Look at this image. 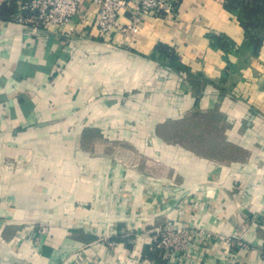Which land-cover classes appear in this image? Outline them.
I'll use <instances>...</instances> for the list:
<instances>
[{
	"label": "crops",
	"instance_id": "1",
	"mask_svg": "<svg viewBox=\"0 0 264 264\" xmlns=\"http://www.w3.org/2000/svg\"><path fill=\"white\" fill-rule=\"evenodd\" d=\"M226 2L181 0L137 33L101 36L93 0L60 29L7 19L0 0V264H161L143 257L152 236H130L147 219L235 238L264 208V44L243 47ZM214 34L235 49L214 48ZM197 114L219 122L208 142L227 146L220 158L165 142V125ZM234 180L248 192L242 212ZM190 193L211 201L178 208ZM33 223L49 234L30 236ZM246 236L264 250V227ZM210 238L190 264H222L229 245ZM260 250L240 264H264Z\"/></svg>",
	"mask_w": 264,
	"mask_h": 264
},
{
	"label": "rangeland",
	"instance_id": "2",
	"mask_svg": "<svg viewBox=\"0 0 264 264\" xmlns=\"http://www.w3.org/2000/svg\"><path fill=\"white\" fill-rule=\"evenodd\" d=\"M181 1V0H179ZM179 4V3H178ZM174 12V11H173ZM189 117L180 119L182 122H172L165 125L163 129V138L165 142L172 145H180L182 147H190L196 153L202 155H211L217 158L221 157V148H227V146L214 144L210 141L211 137H217L219 140L220 136V124L217 122L213 124L211 121L205 120V116L197 114L192 116L191 120ZM189 126V127H188ZM235 153V150H232ZM231 196L235 202L239 211L245 210L246 201L248 198L247 190L238 188L236 181H233V187L231 190ZM208 193H190L186 197L180 198L178 208L183 209L186 203H190L195 207H207L210 203ZM245 224L240 229L239 233L234 235L223 234L218 230H214L208 226L202 225L200 222H175L169 220L165 225L158 226L152 220L147 219L148 223L152 226L146 233H139L138 231H132L130 236H152V240L155 236H173L176 242L179 244L180 249L174 258L168 260L165 256V252L160 250L162 258L168 262V264H190L196 259L202 257L205 253V249L202 245L197 246L199 239H211L210 237L220 239L226 242L228 245L227 254L222 264H240L244 259V253L249 254L252 251H259L261 247L252 243L247 233L250 231L261 232L264 227V208L245 214ZM246 227V228H245ZM44 231V232H42ZM42 232V233H41ZM49 228L41 223H33L30 226V236H41L48 235ZM203 236V237H202ZM259 244V243H258ZM264 251L263 249L260 252ZM237 261V262H236Z\"/></svg>",
	"mask_w": 264,
	"mask_h": 264
},
{
	"label": "built area",
	"instance_id": "3",
	"mask_svg": "<svg viewBox=\"0 0 264 264\" xmlns=\"http://www.w3.org/2000/svg\"><path fill=\"white\" fill-rule=\"evenodd\" d=\"M84 0H16L17 12L12 20L27 24L33 28L50 26L60 29L70 22L80 12ZM99 6L98 27L99 34L105 36L113 29L121 32L137 33L143 16L164 15L175 11V3L179 0H93ZM123 10L131 11V20L123 23L120 13ZM44 232V231H42ZM41 232V233H42ZM153 250L165 252L168 260L182 249L173 236H155L149 244Z\"/></svg>",
	"mask_w": 264,
	"mask_h": 264
},
{
	"label": "trees",
	"instance_id": "4",
	"mask_svg": "<svg viewBox=\"0 0 264 264\" xmlns=\"http://www.w3.org/2000/svg\"><path fill=\"white\" fill-rule=\"evenodd\" d=\"M226 7L229 11L235 13L244 28L245 40L243 47L250 49L254 54H258L264 44V0H226ZM180 2V1H179ZM179 2L175 3V6ZM16 0H8L1 13L7 19H12L13 15L17 12ZM212 44L214 48H221L226 53L235 49L234 40L227 36L212 35ZM157 50L162 54H167V49L164 45H159ZM172 55V54H170ZM173 57V55H172ZM143 257L152 258L161 264H168L162 258L160 250L151 249L150 245L145 249Z\"/></svg>",
	"mask_w": 264,
	"mask_h": 264
}]
</instances>
